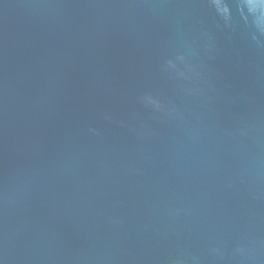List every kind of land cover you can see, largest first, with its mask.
<instances>
[{
  "label": "water",
  "instance_id": "water-1",
  "mask_svg": "<svg viewBox=\"0 0 264 264\" xmlns=\"http://www.w3.org/2000/svg\"><path fill=\"white\" fill-rule=\"evenodd\" d=\"M0 264H264V0H0Z\"/></svg>",
  "mask_w": 264,
  "mask_h": 264
}]
</instances>
